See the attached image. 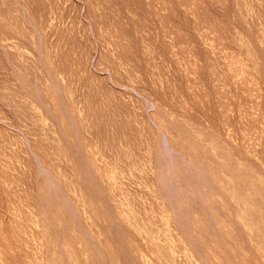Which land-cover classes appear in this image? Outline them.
<instances>
[{
	"label": "rangeland",
	"instance_id": "rangeland-1",
	"mask_svg": "<svg viewBox=\"0 0 264 264\" xmlns=\"http://www.w3.org/2000/svg\"><path fill=\"white\" fill-rule=\"evenodd\" d=\"M0 264H264V0H0Z\"/></svg>",
	"mask_w": 264,
	"mask_h": 264
}]
</instances>
